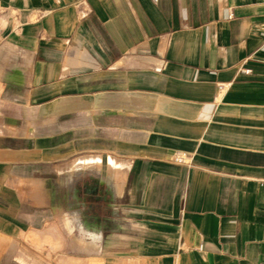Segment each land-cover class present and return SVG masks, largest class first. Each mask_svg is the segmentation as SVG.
I'll use <instances>...</instances> for the list:
<instances>
[{"label":"crops","instance_id":"0c3cea01","mask_svg":"<svg viewBox=\"0 0 264 264\" xmlns=\"http://www.w3.org/2000/svg\"><path fill=\"white\" fill-rule=\"evenodd\" d=\"M263 179L264 0H0V264H261Z\"/></svg>","mask_w":264,"mask_h":264},{"label":"rangeland","instance_id":"374dc122","mask_svg":"<svg viewBox=\"0 0 264 264\" xmlns=\"http://www.w3.org/2000/svg\"><path fill=\"white\" fill-rule=\"evenodd\" d=\"M93 160H84V163L87 164L91 163ZM89 162V163H88ZM76 162L74 165L68 167L67 169L61 170L62 173H68L69 175H73L76 171L84 167L85 165H77ZM87 167V166H86ZM92 175V174H91ZM89 178L84 176L83 180L79 181H70L65 176L61 179L57 175V185L62 187L61 191V201L63 203L64 208L69 210L70 203H74L73 206L79 208L81 212H74V213H66L63 212L62 209L56 204L52 203V207L56 213H60V217L56 216L54 221H61V225L63 226L64 230H62L63 235L67 236V234L71 235L73 233V225H79L81 228L80 237L83 235H89L95 240L101 238V231L97 225H100L104 220L99 219L94 212L101 213L108 212V207L105 204H108L109 201L107 200L108 193L111 194L113 198V190L109 187L108 183L103 182L101 178L96 177ZM43 184V183H42ZM71 186L73 193L75 192L74 189H77V197L73 195L74 198L71 199ZM46 193L44 192V195ZM46 196V195H45ZM105 198V201L103 200ZM72 200V201H71ZM114 203V202H113ZM73 207V208H75ZM96 217V218H94ZM89 223H93L96 225H91ZM67 233V234H66ZM85 237V236H83ZM32 241H36L35 239ZM38 250L40 249L37 247ZM42 250V249H41ZM82 250L86 251V247H83Z\"/></svg>","mask_w":264,"mask_h":264},{"label":"built area","instance_id":"2783aa9c","mask_svg":"<svg viewBox=\"0 0 264 264\" xmlns=\"http://www.w3.org/2000/svg\"><path fill=\"white\" fill-rule=\"evenodd\" d=\"M223 89H224V87L221 86L220 90H223ZM183 157H186V156L183 155ZM183 157L182 158H175L174 162L179 163V164H189L188 157H186V158H183ZM260 185L264 188V179L260 182ZM261 264H264V263H261Z\"/></svg>","mask_w":264,"mask_h":264},{"label":"bare ground","instance_id":"6f19581e","mask_svg":"<svg viewBox=\"0 0 264 264\" xmlns=\"http://www.w3.org/2000/svg\"><path fill=\"white\" fill-rule=\"evenodd\" d=\"M92 162V161H91ZM89 163V162H88ZM85 164H87V162L85 163Z\"/></svg>","mask_w":264,"mask_h":264}]
</instances>
